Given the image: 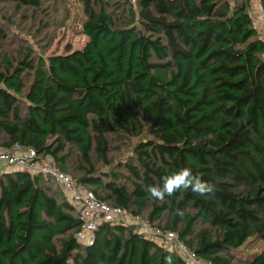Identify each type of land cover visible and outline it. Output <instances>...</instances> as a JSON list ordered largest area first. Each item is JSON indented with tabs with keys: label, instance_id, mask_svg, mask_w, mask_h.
<instances>
[{
	"label": "trees",
	"instance_id": "obj_1",
	"mask_svg": "<svg viewBox=\"0 0 264 264\" xmlns=\"http://www.w3.org/2000/svg\"><path fill=\"white\" fill-rule=\"evenodd\" d=\"M13 1L39 9L43 0ZM230 1L132 0L123 21L102 0H83L82 49L3 59L0 145L33 148L68 175L72 146L76 180L101 201L175 232L203 263L264 264V36L249 1ZM122 135L139 141L114 164L111 139ZM182 168L215 192L150 197ZM79 229L80 210L53 178L0 174V264L188 263L134 225L105 223L90 245ZM256 243L257 254L243 251Z\"/></svg>",
	"mask_w": 264,
	"mask_h": 264
},
{
	"label": "rangeland",
	"instance_id": "obj_2",
	"mask_svg": "<svg viewBox=\"0 0 264 264\" xmlns=\"http://www.w3.org/2000/svg\"><path fill=\"white\" fill-rule=\"evenodd\" d=\"M108 7L109 12L116 17H121L123 21H127L129 15L123 11V5L133 7L137 10V6L132 0H102ZM244 0H236L241 3ZM249 1L250 13L261 37L264 36V14L262 0H245ZM231 5L234 1L231 0ZM124 12V15L122 13ZM86 18L84 13L83 0H43L41 8L35 9L19 5L13 0H0V66L2 69L3 59L8 58L9 61L17 66L26 54L29 53L33 60L46 58L53 54H65L72 48L73 50L82 49L88 37L84 34L82 21ZM118 19V18H117ZM32 83V78L26 80V86ZM22 110L25 112L26 105L21 104ZM139 139L129 136H117L111 139V148L109 158L115 163H127L133 155L136 144ZM67 150L71 152L70 171L68 172L74 179H78L82 173L75 169L78 153L72 146H67ZM97 171L107 170L108 167L104 163L95 160ZM79 165V162L77 163ZM13 171V169H12ZM126 173V170H121ZM59 196L60 191L57 192ZM166 222V219H165ZM201 227L198 228V230ZM207 229L215 235V229L207 227ZM263 245L260 243L253 244L243 251L248 255H255L260 252ZM187 264H195L188 261ZM203 264V262L197 263Z\"/></svg>",
	"mask_w": 264,
	"mask_h": 264
},
{
	"label": "built area",
	"instance_id": "obj_3",
	"mask_svg": "<svg viewBox=\"0 0 264 264\" xmlns=\"http://www.w3.org/2000/svg\"><path fill=\"white\" fill-rule=\"evenodd\" d=\"M135 2V0H133ZM47 175L61 187L64 196L80 210L78 241L85 245L93 243L98 228L105 223L120 222L136 226L139 233L148 238L161 239L170 250L177 252L185 261L200 263L196 253L178 239L175 232L154 228L141 216L123 208L112 207L101 201L95 193L81 182L57 168L50 157L40 158L33 148L15 146L11 149L0 145V174L12 171ZM209 264V263H203Z\"/></svg>",
	"mask_w": 264,
	"mask_h": 264
},
{
	"label": "clouds",
	"instance_id": "obj_4",
	"mask_svg": "<svg viewBox=\"0 0 264 264\" xmlns=\"http://www.w3.org/2000/svg\"><path fill=\"white\" fill-rule=\"evenodd\" d=\"M162 181V187L149 186L146 189L151 198L164 200L165 196L171 197L179 190L188 189L199 196H206L213 194L216 190L214 184L204 181L200 175H193L189 168H182L172 175L162 177ZM176 215L183 217V210L177 209ZM166 264H170V260Z\"/></svg>",
	"mask_w": 264,
	"mask_h": 264
},
{
	"label": "crops",
	"instance_id": "obj_5",
	"mask_svg": "<svg viewBox=\"0 0 264 264\" xmlns=\"http://www.w3.org/2000/svg\"><path fill=\"white\" fill-rule=\"evenodd\" d=\"M202 262V261H201ZM195 264H197V263H195Z\"/></svg>",
	"mask_w": 264,
	"mask_h": 264
}]
</instances>
